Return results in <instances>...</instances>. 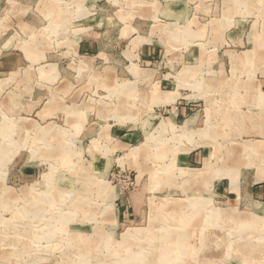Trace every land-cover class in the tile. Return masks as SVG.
<instances>
[{"label":"rangeland","instance_id":"obj_1","mask_svg":"<svg viewBox=\"0 0 264 264\" xmlns=\"http://www.w3.org/2000/svg\"><path fill=\"white\" fill-rule=\"evenodd\" d=\"M259 180L264 0H0V264H264Z\"/></svg>","mask_w":264,"mask_h":264},{"label":"bare ground","instance_id":"obj_2","mask_svg":"<svg viewBox=\"0 0 264 264\" xmlns=\"http://www.w3.org/2000/svg\"><path fill=\"white\" fill-rule=\"evenodd\" d=\"M236 119V118H235ZM258 145V144H257ZM256 148V147H255ZM258 148V147H257ZM205 169V168H204ZM209 172V171H208ZM201 173H202V171L201 170H198V171H193V173H192V178L193 177H195V178H197V177H199L200 175H201ZM205 173V172H204ZM189 176V175H188ZM205 176V175H204ZM196 180V179H195ZM46 185V184H45ZM263 209V208H262ZM261 210V209H260ZM164 211V210H163ZM262 211V210H261ZM261 211H260V213H261ZM176 212H182V210H179L177 207L175 208L174 207V209H173V212H169V214H172V215H175L176 214ZM162 213V212H161ZM168 214V212L167 213H165V214H161V217H160V219H163V217H165V218H167L165 215H167ZM261 216H256V218H257V220H259V219H261V218H263L262 217V215H264V211L260 214ZM168 219V218H167ZM244 219V218H243ZM245 220V219H244ZM244 220H242V221H244ZM249 220V219H248ZM191 223V222H190ZM249 223V222H248ZM191 225H193L192 223H191ZM244 225V224H243ZM245 225H247V224H245ZM244 225V226H245ZM250 225V224H249ZM240 226H242V224L240 225ZM251 228V227H250ZM173 229V228H172ZM246 229V228H245ZM74 234V233H73ZM133 234L131 233V236H132ZM139 235V234H138ZM179 235H181V234H179V232L177 233L176 232V230H173V231H171L169 234H167L166 236L168 237V236H173V237H177V236H179ZM129 236V235H128ZM130 236V237H131ZM133 236H136L135 234L133 235ZM78 237V236H77ZM76 237V238H77ZM80 237V236H79ZM127 237V236H126ZM135 239V238H134ZM133 239V240H134ZM129 240V239H128ZM178 240V239H177ZM126 241V240H125ZM168 244H170V243H168ZM125 246V245H124ZM177 246V245H176ZM174 247V246H173ZM172 247V248H173ZM116 248V247H115ZM120 248V247H119ZM175 248V247H174ZM177 249V248H176ZM182 250H184V249H182ZM186 251V250H185ZM156 259V258H155ZM146 261V260H145ZM156 262V261H155ZM156 264V263H155Z\"/></svg>","mask_w":264,"mask_h":264},{"label":"crops","instance_id":"obj_3","mask_svg":"<svg viewBox=\"0 0 264 264\" xmlns=\"http://www.w3.org/2000/svg\"><path fill=\"white\" fill-rule=\"evenodd\" d=\"M262 41V40H261ZM260 41V42H261ZM260 42H256V44L258 45H260ZM255 50H256V54L257 55H261V54H263V52H262V48L260 49L259 48V50H258V48H255ZM192 157H194L193 159H195V157H198L199 158V153L198 154H193L192 155ZM253 193L255 194V195H261V196H263L264 197V180H259V181H257L255 184H254V187H253Z\"/></svg>","mask_w":264,"mask_h":264}]
</instances>
